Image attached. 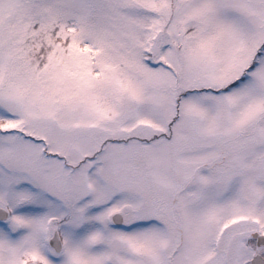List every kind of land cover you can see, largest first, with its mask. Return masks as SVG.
Instances as JSON below:
<instances>
[{"label": "snow or ice", "instance_id": "1", "mask_svg": "<svg viewBox=\"0 0 264 264\" xmlns=\"http://www.w3.org/2000/svg\"><path fill=\"white\" fill-rule=\"evenodd\" d=\"M0 264H264V0H0Z\"/></svg>", "mask_w": 264, "mask_h": 264}]
</instances>
